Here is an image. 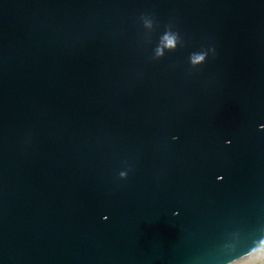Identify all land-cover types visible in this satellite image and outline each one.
I'll return each mask as SVG.
<instances>
[{
	"label": "water",
	"instance_id": "obj_1",
	"mask_svg": "<svg viewBox=\"0 0 264 264\" xmlns=\"http://www.w3.org/2000/svg\"><path fill=\"white\" fill-rule=\"evenodd\" d=\"M261 239L264 0H0V264H228Z\"/></svg>",
	"mask_w": 264,
	"mask_h": 264
},
{
	"label": "clouds",
	"instance_id": "obj_2",
	"mask_svg": "<svg viewBox=\"0 0 264 264\" xmlns=\"http://www.w3.org/2000/svg\"><path fill=\"white\" fill-rule=\"evenodd\" d=\"M169 37H170L169 50H175L176 43L179 42V35L169 33ZM212 51L215 55L214 48ZM158 55H162V53H158ZM207 61H208L207 54H202L199 57L198 63L200 65H205ZM178 139H179L178 137L173 138L174 141H178ZM104 219L107 220L108 217H104ZM228 264H264V239L259 240L249 251L241 255L238 259L228 261Z\"/></svg>",
	"mask_w": 264,
	"mask_h": 264
},
{
	"label": "snow or ice",
	"instance_id": "obj_3",
	"mask_svg": "<svg viewBox=\"0 0 264 264\" xmlns=\"http://www.w3.org/2000/svg\"><path fill=\"white\" fill-rule=\"evenodd\" d=\"M221 180H223V177H221Z\"/></svg>",
	"mask_w": 264,
	"mask_h": 264
}]
</instances>
